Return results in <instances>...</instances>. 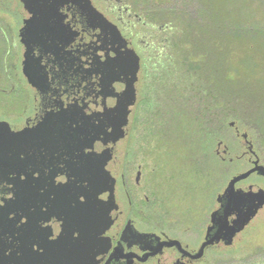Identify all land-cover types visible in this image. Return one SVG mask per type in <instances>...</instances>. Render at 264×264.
I'll use <instances>...</instances> for the list:
<instances>
[{"label":"rangeland","instance_id":"374dc122","mask_svg":"<svg viewBox=\"0 0 264 264\" xmlns=\"http://www.w3.org/2000/svg\"><path fill=\"white\" fill-rule=\"evenodd\" d=\"M20 1L0 0V20L8 24L5 30L9 31L10 24L15 37V42L11 39L8 46L0 31V119L15 126L24 125L34 97L27 84L17 88V81L22 80L23 60L19 38L15 35ZM92 2L124 32L141 58L140 104L129 133L131 146L127 158L133 167L132 184L137 170L142 168L144 172L142 185L134 189L142 209L139 221L144 227L158 233L170 231L173 236L192 230V239L198 243L210 225V215L218 208V195L232 178L252 169L249 157L239 159L247 151L244 134L254 144L264 166V129L257 130L250 110L241 108H245L244 103L238 106L235 105L238 102L224 101L211 92L206 95L205 88L190 85L191 65L202 58L184 61L185 54L176 50L181 47L179 41L171 45L169 29L165 22L151 21L153 14L148 13L149 6L134 0ZM251 2L261 8L260 14L264 16V0ZM176 5L172 14L182 16L184 11L189 14L192 3L176 0ZM165 11H169L168 6L159 10ZM166 13L157 15L165 18ZM258 51H264V47ZM237 70L236 64L230 73L231 79L236 78ZM241 81L253 85L251 99L264 103V67L249 80ZM240 88L243 89L242 85ZM245 100L251 103L248 98ZM225 149L227 155L223 154ZM253 184L264 190V179L256 175L241 187ZM122 206L127 210V201ZM234 240L232 246L222 244L208 251L203 264H264V208Z\"/></svg>","mask_w":264,"mask_h":264},{"label":"water","instance_id":"95a60500","mask_svg":"<svg viewBox=\"0 0 264 264\" xmlns=\"http://www.w3.org/2000/svg\"><path fill=\"white\" fill-rule=\"evenodd\" d=\"M34 1L35 5L40 3L46 6L54 0H24L26 8L35 17L40 13L31 10L32 7L34 9ZM70 1L80 4L89 15L97 17L96 24L101 25L102 30L97 41L105 55L109 56L108 63L112 61L116 69L109 78L114 79L119 93H109L113 97L110 108L96 128L87 132V138L80 139L77 136L86 134L82 129L75 131L76 129L71 128L82 124L80 120H75L79 119L76 116L71 124L68 119L60 124V135H64L61 139L64 138L67 149L77 152L76 159L65 164V173L68 175L64 181L67 219L56 215L59 222L54 226L45 227L44 224L50 215L55 214L50 211L49 198L52 195L49 176L27 165L31 161L28 159V149L35 147L30 140L42 138L46 144L45 137L55 133L53 124L46 119L33 135L29 129L15 132L7 122H0V178L8 183L13 194L5 207L0 208V264H102L107 249L100 238L112 234L111 231L119 225L118 220L122 218L114 197L115 184L123 167L137 107V86L141 74L137 65L139 62L137 63L136 54L130 52L121 35L117 34L119 38L113 41L111 34H115L111 24L92 8L90 0ZM35 9L37 11L38 7ZM35 41L29 39L26 44L29 46ZM28 52L25 73H28L26 69L30 49ZM114 53H118L120 58ZM231 125L234 126V123ZM244 138L247 139V136L244 135ZM76 140V147L71 148ZM85 148L90 153L83 154L82 150ZM249 152L255 155L252 147ZM226 153L227 149L224 151ZM23 157L27 160H23ZM255 173L264 178V166L259 160L254 162L253 169L232 178L224 194L219 196V203L225 200L226 205L220 211L212 213L207 237H210L211 231L217 229V232L204 244L200 255L208 245L221 240L227 246L233 245L234 238L244 232L257 217L258 211L264 208V190L259 186L255 185L244 191L236 189L238 183ZM233 216L235 219L230 223ZM163 245L172 246L170 243Z\"/></svg>","mask_w":264,"mask_h":264},{"label":"flooded vegetation","instance_id":"af4514ba","mask_svg":"<svg viewBox=\"0 0 264 264\" xmlns=\"http://www.w3.org/2000/svg\"><path fill=\"white\" fill-rule=\"evenodd\" d=\"M35 3L36 1L32 5H35ZM90 3L92 8H95L100 16L111 24L112 32L115 34H111L113 41L119 38L117 34L121 35L130 48V52L136 54L137 63L139 62L137 65L140 68V73H142L141 58L135 46L130 43L118 26L96 8L92 0H90ZM18 6L19 18L16 20L15 35L19 38L23 60L21 64L22 80L19 78L17 81V88H24L27 84L31 88L30 91L34 94V97L30 105L32 109L24 119L23 126H15L8 120L0 119V122H7L11 130L15 132L29 129L33 135L46 119L53 124L52 128L55 129V133H52L50 137H45L44 140H47V143L44 144L42 138L30 140L35 147L28 149L27 152L30 155L28 159H31L27 162V165L35 171L47 173L51 182L49 185L52 195L49 198L50 211H54L55 214L50 215V218L44 222L45 227H48L59 222L56 215L61 219H67L68 204L64 199V181L68 175L65 173L67 171L65 164L69 160L74 161L77 152L73 149H67L66 142H63L64 138L61 139V136L64 137V135H60V124L65 119L70 121L69 124L72 121L80 120L82 122L80 126L71 128L76 129L75 131L82 129L86 134L83 136L77 134V136L80 139L87 138L88 133L92 131L91 129L96 128L99 121L103 120L106 110L110 108V101L113 97L109 93L113 95L119 93L116 89L117 85L114 84V79L109 78L113 74L112 71L115 70L116 72V69L113 67L112 61L110 64L108 63L110 58L105 55V51L102 50L97 41L102 34L101 25L96 24L97 17L89 15L88 11L80 4L70 0H54L46 6L39 3L34 6V9L33 7L31 9L36 13L39 11L40 14L35 17L33 12L26 8L24 0H21ZM35 7H38L37 11ZM31 21L34 22L31 24ZM7 25L4 20H0L1 35L6 38V43L9 46L11 39L15 42V37L12 35L13 31L10 24L9 31L8 29L5 30L8 27ZM29 39L36 41L31 42L28 46L26 41ZM14 44L13 46H15ZM29 49L31 51L30 59L26 69L28 73H25L24 67ZM114 50L117 52L116 44H114ZM122 53L124 52L122 51ZM114 55L120 58L118 53H114ZM141 77L140 74L134 121L140 104L138 97L142 82ZM75 116L79 119L73 120ZM236 131L238 133L237 129ZM244 135L247 136V139L244 138ZM244 135L243 139L247 144V151H244L239 159L249 157L248 162L253 169V164L256 160H259V156L254 150V144L249 141L248 135ZM77 143V140L72 143L71 148L76 147ZM130 146L131 137L127 146L124 166L119 172L120 175L115 184L114 195L119 209H124L122 204L127 201V210L124 209L122 213V209H120L123 221L118 220L119 225L111 231L112 234L100 238L107 249L102 264H203L208 251L218 248L222 244L227 246L225 241L221 240L208 245L202 252L203 254L200 255L204 244L209 242L217 232V229L213 230L210 237H207L211 227L212 214L210 215V225L206 228L204 237H200L198 243L192 239V230L189 229H186L180 236H173L169 233L170 231L158 233L153 228L149 229L142 226L139 221V214L142 213V209L138 206L137 194H134V189L142 185L144 172L142 168L137 170L133 185L131 183L133 180L131 168L133 167L127 161ZM251 147L255 155L249 152ZM82 151L83 154L90 153L86 148ZM68 153L70 156H68ZM23 160L26 161V157H23ZM255 175L263 178L257 173L250 177ZM243 182L236 185L237 190L244 191L257 185L253 184L242 188L241 184ZM229 184L230 182L220 195L224 194ZM220 195L216 199L218 208L214 212L220 211L226 205L225 200L219 203L218 198ZM12 198L11 187L0 178V208L5 207L8 200ZM148 200L149 197L146 198V201ZM12 218L13 216L10 217V219ZM234 219L235 216L230 218V223ZM164 243H170L172 246L163 245Z\"/></svg>","mask_w":264,"mask_h":264},{"label":"trees","instance_id":"16d2710c","mask_svg":"<svg viewBox=\"0 0 264 264\" xmlns=\"http://www.w3.org/2000/svg\"><path fill=\"white\" fill-rule=\"evenodd\" d=\"M134 1L150 7L148 13L153 14L150 15L152 22H165L170 32L169 41L171 45L179 41L181 47L176 50L185 54L184 61L202 58L189 70L191 86L203 87L206 95L210 92L217 94L224 101L238 102L235 104L238 106L244 103L245 108H241L250 110L257 130L264 129V103L260 99H251L253 85L241 81L249 80L264 67V51H258L264 47L261 8H256L251 0H191L189 14L184 11L182 16H175L172 12L176 9V0ZM165 6L169 11H165L163 18L159 15L165 12L159 10ZM184 45L185 49L182 48ZM236 64L238 75L233 80L230 73Z\"/></svg>","mask_w":264,"mask_h":264}]
</instances>
